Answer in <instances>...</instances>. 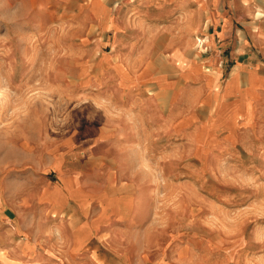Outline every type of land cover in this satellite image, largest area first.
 I'll use <instances>...</instances> for the list:
<instances>
[{"label": "rangeland", "instance_id": "374dc122", "mask_svg": "<svg viewBox=\"0 0 264 264\" xmlns=\"http://www.w3.org/2000/svg\"><path fill=\"white\" fill-rule=\"evenodd\" d=\"M241 4L242 13L235 10ZM112 14L124 30L107 54L119 61L104 62L107 49L97 43L111 33L104 36L97 20L110 29ZM224 17L230 28L220 36ZM143 32L150 60L135 65ZM175 48L186 55L181 64ZM214 55L215 65L206 63ZM262 62L264 0H0V204L21 220L37 214L45 184L60 180L45 167L62 155L65 168L80 175L143 188V214L115 226L83 263L264 264V106L255 107L251 127L229 138L213 132L216 112L201 88L206 77L218 105L239 82L235 76L217 88L209 76L215 68L223 84L237 63L260 72ZM144 64L172 82L183 69L179 92L157 97L127 88L122 73ZM248 74V88L257 85L255 72ZM245 97L233 100L232 125L220 129L230 137L240 111L251 119ZM104 131L139 141L93 147ZM126 147L138 152L115 153ZM118 213L128 217L126 204Z\"/></svg>", "mask_w": 264, "mask_h": 264}, {"label": "crops", "instance_id": "0c3cea01", "mask_svg": "<svg viewBox=\"0 0 264 264\" xmlns=\"http://www.w3.org/2000/svg\"><path fill=\"white\" fill-rule=\"evenodd\" d=\"M235 10L242 13L245 12L246 7L241 4ZM112 17L115 20V26H112L110 29L99 26L97 20L98 28L104 36L111 33L108 40L105 39L97 43L107 49V52L102 50L103 54L105 53L103 55L104 62L111 59L116 60V62L119 61V55L115 54L114 58L112 54V58L110 59L107 54L113 52L114 49H118L120 44L119 35L124 30V27L116 21L113 14ZM220 19L222 21L220 36H222L230 28V18L224 17ZM213 23H215V19ZM154 25L155 30L158 29L160 31V25ZM223 26H225L224 30ZM214 33L219 34L217 31ZM214 33L208 34V37H213L210 40H214ZM161 35L162 41L160 44L162 45L163 43L165 45V33ZM147 36L144 32L142 33L141 52L135 54L132 59L135 65L150 60L147 58L150 50L146 49L145 45L142 44L144 37ZM241 43H244L243 40H241ZM213 45L214 43L211 44V46ZM173 55L174 62H180V64L186 58L181 49L175 48ZM206 63L212 66L215 65V55L208 57ZM258 64L262 68L260 72L257 68H245L240 63H237L231 69L229 76L223 84H220V70L215 68L209 76L215 74L217 88L222 90L227 82L232 81L235 76L236 81L239 82L238 91H234L229 96H226L218 105L212 99L213 92L205 85L206 77L202 78L203 84L201 88L206 94L205 101L206 103L211 102L210 106H206L212 107L211 112H216L213 117L217 120V123L215 124V121L212 123L213 129L217 131H213L214 133H220L229 138L237 139L239 128H247L253 125L255 107L264 106L262 105L264 103V95L262 96L264 93V62ZM130 70L126 69L124 71L126 74L122 73L125 79L128 78L127 84L130 85L126 87H130V90L142 89L145 93V90L150 89L152 92H155L157 97L166 95L167 90H172L174 95L180 90L179 83L183 79L181 77L183 69L179 74L178 81L173 82L168 81L164 75L152 73L149 66L145 64L137 70ZM251 71L255 72L259 78V82L257 85L248 88V73ZM245 92L248 93V97H245L244 101L250 103L251 119H247L244 112L240 111L241 114L234 120V124L231 127V129L233 128L234 137H230L232 132L228 134L229 131H221L220 129L229 124L232 125L228 119L226 120L227 115L235 107L233 100L239 99ZM162 114L165 115L164 110ZM226 121L228 122L227 125H225ZM111 137L113 139H110ZM92 141L95 142L92 146L96 147L108 141H115L123 145V143L139 140L121 139L120 134H110L104 131L100 137ZM124 145L127 146L128 144ZM114 150L115 153L138 152L135 148L130 150L127 147L126 149L118 148ZM114 150L103 151L102 153H114ZM140 151L143 153V150ZM45 168H49L46 170L49 172H58L60 180L57 183L50 182L45 184L39 198L41 205L40 211L37 214L32 212L26 215L24 220H21L14 209L7 207L3 203L0 204V222L6 224L2 232L3 234L1 233L0 236V242L5 245L0 251V260L3 259L4 264H13V262H17V264H85L81 260L85 256V253L91 252L95 249L94 247H101L104 243L108 242L109 238L112 237L115 226L120 223H134L137 220L135 217H138L139 214H143L145 211L142 204L143 188H139L138 184H134L133 182H124L119 185L112 184L113 176L109 175L105 180L90 178L88 176L90 173L88 175L85 174L86 176L80 175L71 169L65 168L64 156L62 155H58L57 161H54L52 165ZM121 203L126 204V208L129 210V215L124 220L118 217V206Z\"/></svg>", "mask_w": 264, "mask_h": 264}, {"label": "built area", "instance_id": "2783aa9c", "mask_svg": "<svg viewBox=\"0 0 264 264\" xmlns=\"http://www.w3.org/2000/svg\"><path fill=\"white\" fill-rule=\"evenodd\" d=\"M198 41H199V43H200V44H199V47H200V46L202 47L203 44H204V43H203V40H198ZM201 49H202V48H201ZM205 50H206V49H205Z\"/></svg>", "mask_w": 264, "mask_h": 264}]
</instances>
